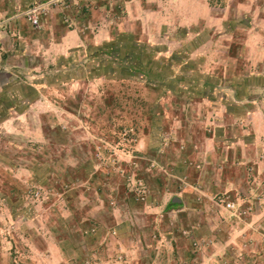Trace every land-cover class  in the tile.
Listing matches in <instances>:
<instances>
[{"label":"rangeland","instance_id":"1","mask_svg":"<svg viewBox=\"0 0 264 264\" xmlns=\"http://www.w3.org/2000/svg\"><path fill=\"white\" fill-rule=\"evenodd\" d=\"M65 29L76 43H62ZM127 33L164 85L86 59ZM258 110L264 0H0V264H264V220L244 226L260 207L253 177L233 195L201 182L232 169L227 145ZM189 195L209 197L240 239L224 245V226L190 238L170 215ZM169 236L188 239L192 262Z\"/></svg>","mask_w":264,"mask_h":264},{"label":"crops","instance_id":"2","mask_svg":"<svg viewBox=\"0 0 264 264\" xmlns=\"http://www.w3.org/2000/svg\"><path fill=\"white\" fill-rule=\"evenodd\" d=\"M61 37H62V43H65L67 41L76 43L79 38V36L74 37L73 30L70 29L67 30L65 29ZM193 102L202 103L201 101H193ZM205 109L208 110L207 112L209 113L210 116H213L211 115L212 112H215L214 115L216 116L220 115V117L223 116L224 113H226L224 112L225 110H223L224 108L212 110L208 106ZM262 115L263 112L261 110L254 111L250 113L249 116L247 115L246 121L250 123L249 131L251 132L249 131L247 132L248 136L245 139L241 140V138L243 137L241 138L237 137L236 138L238 139L237 144H233L234 142L231 141L233 138L230 140L231 142L229 141V145H227V147L231 148V150H229V153L231 152V155H229V160L232 169L226 173L222 181H220L221 179L219 177L217 178L216 176L215 177H213V175L211 176L210 172L208 171L206 172L207 174L204 175L201 180V182H203L202 189L206 193V195L212 194L211 192L216 191V189L218 188L220 189L223 188V191L229 192L231 195H233L239 189L240 191L242 190L244 192L245 190L250 189L248 185L250 183H248V181L247 184L245 183V185L241 184L242 178L245 173L253 177V180L256 181V183L258 184V186H256V189H259L261 191L260 193L262 194V196L257 198L258 200L256 203L260 207L255 211L253 215H251V217L249 218L250 223L248 225H244L245 228L251 225V222H253L254 220L257 219L264 220V148L262 147V151H260L258 145L259 140H263L262 144L264 146V117H262ZM217 117L218 118H216V120L217 121L220 120L219 116ZM225 117H226L225 119L231 122H233L234 120V117L231 115H227ZM213 120L215 121V119ZM205 138H206L205 147L210 148V145L208 143L212 142L213 139L211 136L209 137L205 136ZM253 143H257V147L256 144L254 145ZM194 146L196 147V145ZM198 149L200 150H195L191 154V157L195 160L199 156L204 157L205 155L202 149V144L198 146ZM210 153H209L210 156L214 155L213 152ZM239 163H241L240 166ZM189 171L191 172V174H194L192 169L189 168ZM190 196L191 195L185 196L183 199L179 198V201L177 202V207H174L173 210H171L170 212V215L171 214L176 215L177 224L181 228L188 229L189 233H191L189 235L190 238L195 239V237L197 236L195 235L197 231L198 232L201 231L202 229H204V227L207 228V232L211 231L210 232L211 236L216 237L219 234L218 231H220L222 226H224V230H227V232L229 233L228 236L229 239L228 240L223 239L224 245H228L229 243L234 242L236 236H237L236 240H238V238L240 239V237H238L239 234L241 233L238 230L240 227H238L237 225H233L234 223H232L233 221L232 219L228 222V224L227 223L217 224V221H219V215H222L221 214L222 212L221 211L217 212L218 209L214 206L213 202L210 201L209 197H201V199L195 200L194 202V198L192 197L189 198ZM200 221H202L203 223L204 221H208V226L202 223L203 225L197 227L201 223ZM208 227L210 230H208ZM242 229L243 228H240V230ZM248 232H246L244 237L247 236ZM224 236L225 238L227 237L226 235ZM167 239L174 240V237L169 236ZM177 239L178 242H175L174 240V243H175V249L178 255V259L181 260L182 262H187V261L192 262L191 257L193 253H191L189 256L190 249L187 247L188 239L186 237H180V236ZM213 244L215 245V247L212 248V250H215L214 251L215 253L216 251L219 252L220 246L217 244V242ZM169 258L170 256H168L167 259ZM210 258L214 259V256H211ZM169 264H171L170 260H169Z\"/></svg>","mask_w":264,"mask_h":264},{"label":"trees","instance_id":"3","mask_svg":"<svg viewBox=\"0 0 264 264\" xmlns=\"http://www.w3.org/2000/svg\"><path fill=\"white\" fill-rule=\"evenodd\" d=\"M146 46L148 45L138 42L131 33L118 34L114 39L100 46H91L88 48L89 53L86 59L88 61L91 59H99V63L105 69H108L110 73L118 70L121 75L131 76L132 73L134 74L137 71L140 73L138 77L141 80L144 79L145 82L155 86L164 85L165 82L158 84L153 83V81H148L149 79H156V76L158 77L159 75L155 74L152 70V61L149 59L152 53L148 51L150 49L149 46ZM81 61H84V58ZM208 81L207 79L205 84H209Z\"/></svg>","mask_w":264,"mask_h":264},{"label":"built area","instance_id":"4","mask_svg":"<svg viewBox=\"0 0 264 264\" xmlns=\"http://www.w3.org/2000/svg\"><path fill=\"white\" fill-rule=\"evenodd\" d=\"M29 19L33 25H38V18L35 13L31 14L29 16ZM226 207H231V203L230 202L226 203Z\"/></svg>","mask_w":264,"mask_h":264},{"label":"water","instance_id":"5","mask_svg":"<svg viewBox=\"0 0 264 264\" xmlns=\"http://www.w3.org/2000/svg\"><path fill=\"white\" fill-rule=\"evenodd\" d=\"M178 201H179V198H177V197L172 198V202H178Z\"/></svg>","mask_w":264,"mask_h":264}]
</instances>
